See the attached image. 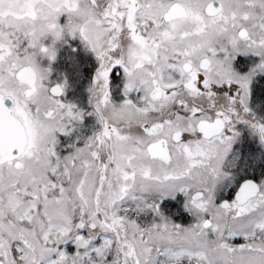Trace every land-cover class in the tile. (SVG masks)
Returning a JSON list of instances; mask_svg holds the SVG:
<instances>
[{
	"label": "snow or ice",
	"instance_id": "6c2138e0",
	"mask_svg": "<svg viewBox=\"0 0 264 264\" xmlns=\"http://www.w3.org/2000/svg\"><path fill=\"white\" fill-rule=\"evenodd\" d=\"M0 264H264V0H0Z\"/></svg>",
	"mask_w": 264,
	"mask_h": 264
}]
</instances>
